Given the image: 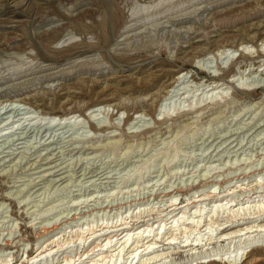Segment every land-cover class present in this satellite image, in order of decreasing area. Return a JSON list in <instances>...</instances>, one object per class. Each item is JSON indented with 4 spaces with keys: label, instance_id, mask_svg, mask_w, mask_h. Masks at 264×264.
Masks as SVG:
<instances>
[{
    "label": "rangeland",
    "instance_id": "obj_1",
    "mask_svg": "<svg viewBox=\"0 0 264 264\" xmlns=\"http://www.w3.org/2000/svg\"><path fill=\"white\" fill-rule=\"evenodd\" d=\"M263 54L264 0H0V264L72 214L156 217L206 183L264 200Z\"/></svg>",
    "mask_w": 264,
    "mask_h": 264
},
{
    "label": "bare ground",
    "instance_id": "obj_2",
    "mask_svg": "<svg viewBox=\"0 0 264 264\" xmlns=\"http://www.w3.org/2000/svg\"><path fill=\"white\" fill-rule=\"evenodd\" d=\"M224 47L217 49L224 50ZM188 74L187 71L178 72L165 95H169L170 89L174 88L176 82ZM105 102H108V99L94 102L85 111H97V108H102L103 106L100 105ZM46 115H53V118L58 117L63 120L70 116V112L62 114L59 110L51 109ZM243 179L244 177L241 180ZM230 182L222 184L227 185ZM262 183L256 182V188H261ZM194 186L189 188L193 189L194 193L189 198H183L185 200L175 195L179 192L178 189L175 194H172L174 191H168L163 195V197H170L168 199L170 201L161 212H156V217H153V210L138 209L137 212L136 208L137 213L134 217L123 218V215L115 214L113 216L115 222L111 217V222L106 219L96 225L98 223L93 224L87 220L86 224L77 226L73 224L77 220L76 215L72 214L63 222L67 227L63 228L64 225L59 223L56 225V222L51 227L46 225L42 229L39 228L40 235L38 233L34 241L36 248L31 247L30 252L24 253L25 261L22 264H176L175 256L180 254H183L187 261L181 264H188L190 260L194 262L193 264H259L263 262V196L252 194L242 199L245 200L243 203H239L237 199L235 200L236 197L232 196L236 192L232 186L222 194L213 193L215 191L199 193V190L207 186V183L200 188ZM149 216H152L151 219L145 221V217ZM220 216L223 219L219 221ZM141 218H143L142 223H137ZM65 234H69L68 240H60ZM163 238H165L164 242L161 241ZM77 241H79L77 246L81 245V252L73 256L68 255L65 250L70 247V243L75 244ZM160 242L164 243L162 245L164 251L159 252L158 243ZM4 244L7 246L6 249L10 247L7 241ZM6 256H9L8 259L14 257L9 253ZM9 261L7 260L5 264H9ZM12 264L18 263L15 261Z\"/></svg>",
    "mask_w": 264,
    "mask_h": 264
}]
</instances>
